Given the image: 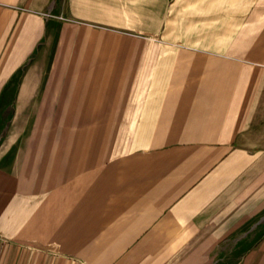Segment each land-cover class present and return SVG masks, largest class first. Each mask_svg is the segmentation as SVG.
<instances>
[{"label": "crops", "instance_id": "1", "mask_svg": "<svg viewBox=\"0 0 264 264\" xmlns=\"http://www.w3.org/2000/svg\"><path fill=\"white\" fill-rule=\"evenodd\" d=\"M8 14L0 36H103L72 23L52 35L30 12L8 35ZM245 57L210 53L145 97L138 80L133 97L37 96L101 105L87 120L102 123L14 155L0 145V264H264V60Z\"/></svg>", "mask_w": 264, "mask_h": 264}, {"label": "rangeland", "instance_id": "2", "mask_svg": "<svg viewBox=\"0 0 264 264\" xmlns=\"http://www.w3.org/2000/svg\"><path fill=\"white\" fill-rule=\"evenodd\" d=\"M1 10L9 12L2 26L8 35L20 31L28 12L41 15L44 32L52 35L63 23L83 28L74 32L103 35L0 36V67L31 38L0 86V145L11 144L13 155L29 138L31 145H52L60 135L69 139L70 130L102 123L87 120L101 105L39 104L37 96L53 100V93L59 97L70 88L89 94L90 88L107 87L110 97H133L138 80L136 96L145 97L151 83L180 79L183 65L210 53L264 60V0H0Z\"/></svg>", "mask_w": 264, "mask_h": 264}]
</instances>
